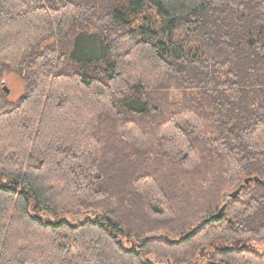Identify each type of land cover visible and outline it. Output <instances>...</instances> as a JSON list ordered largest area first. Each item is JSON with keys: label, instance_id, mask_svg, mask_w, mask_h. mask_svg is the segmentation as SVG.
Instances as JSON below:
<instances>
[{"label": "trees", "instance_id": "trees-1", "mask_svg": "<svg viewBox=\"0 0 264 264\" xmlns=\"http://www.w3.org/2000/svg\"><path fill=\"white\" fill-rule=\"evenodd\" d=\"M202 249L264 264V0H0V264Z\"/></svg>", "mask_w": 264, "mask_h": 264}, {"label": "rangeland", "instance_id": "rangeland-1", "mask_svg": "<svg viewBox=\"0 0 264 264\" xmlns=\"http://www.w3.org/2000/svg\"><path fill=\"white\" fill-rule=\"evenodd\" d=\"M4 87L7 91V94L11 99L18 98L24 91V83L22 82L21 78L15 73V72H9L6 74L5 81H4ZM72 220H78V218L75 217H68ZM83 218L82 216L80 219ZM201 256L203 257V264L206 263L207 258L209 257V253L206 252V250L202 249Z\"/></svg>", "mask_w": 264, "mask_h": 264}, {"label": "water", "instance_id": "water-1", "mask_svg": "<svg viewBox=\"0 0 264 264\" xmlns=\"http://www.w3.org/2000/svg\"><path fill=\"white\" fill-rule=\"evenodd\" d=\"M6 92H7V91H6ZM251 180H252V178H247V179L245 180V184H248ZM255 180H257V178H255ZM242 187H243V185H242ZM238 192H239V190L236 191L235 193H232L231 196L234 197L236 194H238ZM225 207H226V206H223V207H222L221 211L217 214V216H220L221 212L225 209ZM205 221H206V220H202V221L200 222L199 226H200V225H203Z\"/></svg>", "mask_w": 264, "mask_h": 264}]
</instances>
